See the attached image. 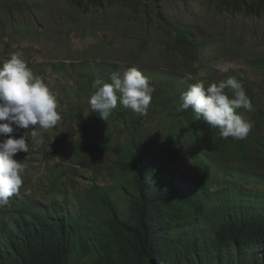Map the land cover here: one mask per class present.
I'll return each mask as SVG.
<instances>
[{
  "label": "rangeland",
  "instance_id": "rangeland-1",
  "mask_svg": "<svg viewBox=\"0 0 264 264\" xmlns=\"http://www.w3.org/2000/svg\"><path fill=\"white\" fill-rule=\"evenodd\" d=\"M178 32L189 34L191 45L197 47V60L181 47ZM14 53L20 54L55 93L61 120L51 129L37 125L13 134L16 138L27 134L29 151L14 157L25 166L23 184L0 207V225L11 221L15 208L30 201L58 204L75 216L92 208L89 192L97 186L110 192L121 221L131 220V200L121 190L127 188L126 172L110 147L94 151V138L82 128L83 120L104 130L112 147L128 148L133 134L142 151L162 147L161 155L150 160L146 179L155 193L168 187L162 173L172 164L163 157L168 129L181 136L186 155H192L187 120L177 117L172 125L173 120L167 117V108L177 106L191 85L202 81L207 88L235 77L243 87L252 89L254 103L264 110V0H105L101 7L80 6L75 0H0V64ZM133 66L154 87L147 114H137L118 101L109 119L102 120L88 103L96 91L93 82L100 79L111 83L113 73L123 76ZM225 91L232 96L231 88ZM237 112L252 123L244 142L246 160H231L227 173H223L211 159L213 163L208 166L213 186L200 216L173 213L182 209L172 204L161 208L165 264H264V253L255 248L242 256L230 246L218 248L213 218L208 220L213 210L222 207L264 208V169L259 171L257 162L250 158L264 153V126L255 127V120L262 116L243 108ZM33 130L38 133L35 138L31 136ZM205 134L199 138L196 158L198 154L210 156ZM56 140L61 141V152L49 157ZM86 162L88 168L82 165ZM187 163L176 161L172 166L183 168ZM70 168L76 172L63 173ZM226 174L232 179L227 183L223 181ZM192 193L197 202L207 197L199 190ZM98 205L102 208L100 201ZM180 219L184 223H176ZM91 247L89 255L74 257L70 264H97L105 252Z\"/></svg>",
  "mask_w": 264,
  "mask_h": 264
},
{
  "label": "trees",
  "instance_id": "trees-1",
  "mask_svg": "<svg viewBox=\"0 0 264 264\" xmlns=\"http://www.w3.org/2000/svg\"><path fill=\"white\" fill-rule=\"evenodd\" d=\"M75 1L80 6L101 7L105 0ZM244 4L248 7L247 2ZM189 38L187 32L177 34L181 47L190 52L193 60H197V47L191 45ZM244 89L251 99L252 110L262 116L260 121L255 120L256 129H261L264 126V110L254 103L252 89L246 86ZM179 101L180 98L177 106ZM177 106L167 108V117L173 120L172 125L177 117L187 120L186 128L189 129L193 148L192 155L187 156L184 151L186 148L181 144V136L174 133L172 128L168 129L167 142L163 149L165 162L173 164L176 161L183 163L188 160L189 163L183 168L176 166L175 168L171 164L170 170L162 172L168 180L167 189L161 187L153 193L146 180L150 173L148 168L151 167L150 160L158 153L161 155L162 147L142 151L139 140L134 137L135 134L130 136L128 148L112 147L109 135L104 130L101 131L95 124L83 120L82 128L87 135L94 138V151L101 152V147H110L118 156L119 166L126 172L127 188L121 190L131 200V220L121 221L118 211L113 208L114 202L110 192L99 186L89 192L88 198L92 208L83 209L75 216L71 215L68 208L58 204L48 206L35 201L22 203L15 208L11 221L0 225V264H70L74 257L83 258L89 255L92 251L91 245L97 251L105 252L97 264H165V256L161 251V243L165 238L160 229L163 214L161 208L172 204L182 209H175L173 213L185 212L200 216L204 213L205 203L210 201L207 198L213 186L209 162L214 161L223 173H227L226 168L231 160L245 162L247 157L244 149L245 139L236 140L231 137L223 139L218 129L196 120L191 109L178 112ZM182 129L184 131L185 128ZM203 132H206L204 141L210 156L198 154L199 157L196 158L200 151L199 138ZM55 144V150L48 155L49 157H55L61 152V141L56 140ZM152 146L156 147L154 142ZM250 158L257 162L258 170L263 171L264 153L254 154ZM82 165L84 168L89 167L87 162ZM74 169H66L63 173L76 172ZM224 176L225 183L232 180L229 175ZM193 190H199L207 197H204V201L197 202ZM98 201L102 208L99 207ZM212 212L208 220L213 218L216 227L214 240L218 248L225 249L230 246L238 256L254 248L259 250L260 254L264 253V208L237 205L222 207ZM176 223L181 224L184 221L180 219ZM77 226L84 227L78 229ZM173 228L175 226L172 225ZM5 245H8L9 249H5ZM112 250L117 251L109 255Z\"/></svg>",
  "mask_w": 264,
  "mask_h": 264
},
{
  "label": "clouds",
  "instance_id": "clouds-1",
  "mask_svg": "<svg viewBox=\"0 0 264 264\" xmlns=\"http://www.w3.org/2000/svg\"><path fill=\"white\" fill-rule=\"evenodd\" d=\"M110 80L111 83L100 79L93 82L96 91L88 101L92 112L106 121L119 101L137 114H147L154 87L138 67L128 68L123 76L113 73ZM226 88L233 90L231 97ZM241 108L251 111V99L243 85L235 77H229L207 88L202 81L191 85L181 95L176 110L191 109L196 120L202 119L218 129L223 139L243 140L251 132L252 123L237 112ZM60 120L57 96L20 54L14 53L0 64V206L18 192L24 179L25 166L14 157L19 152L28 153V136L16 138L13 134L37 125L40 129H51ZM37 135V131L31 132L33 138Z\"/></svg>",
  "mask_w": 264,
  "mask_h": 264
}]
</instances>
